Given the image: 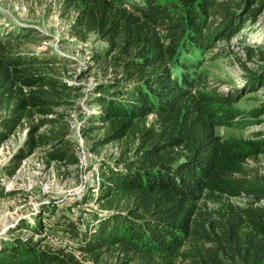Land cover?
<instances>
[{
  "label": "trees",
  "instance_id": "trees-1",
  "mask_svg": "<svg viewBox=\"0 0 264 264\" xmlns=\"http://www.w3.org/2000/svg\"><path fill=\"white\" fill-rule=\"evenodd\" d=\"M61 7L73 17L74 38L107 44L95 63L120 69L96 85V111L81 135L93 154L121 149L99 165L95 210L47 224L56 207L42 209L22 223L30 237L2 243L0 264H264V177L247 166L264 154V139L217 134L241 117L232 108L240 93L220 92L200 71L203 60L223 54L209 57L216 42L256 22L264 0H61ZM41 40L25 29L0 33V147L24 131L9 176L36 151L47 167L78 163L66 113L78 87L42 72L54 61L13 49ZM245 56L264 62V48ZM256 83L264 85V69L248 81ZM236 197L245 206L232 203ZM46 232L63 233L72 248L44 243Z\"/></svg>",
  "mask_w": 264,
  "mask_h": 264
},
{
  "label": "rangeland",
  "instance_id": "rangeland-1",
  "mask_svg": "<svg viewBox=\"0 0 264 264\" xmlns=\"http://www.w3.org/2000/svg\"><path fill=\"white\" fill-rule=\"evenodd\" d=\"M42 1L38 4L35 0H0V33L17 32L18 29L37 33L42 38L40 42L22 41L13 47L14 51L54 61L42 72L78 87L72 105L66 107L78 163L47 167L41 151H36L22 159L15 173L9 176L6 170L22 143L24 131H17L1 145L0 247L3 242L30 237L31 232L24 229L22 223H31L42 209L56 207L55 216L45 220L47 224L57 220L61 214L73 220L80 214L87 217V212L96 209L94 180L99 165L116 157L121 149L119 144H112L102 148L98 155L93 154L88 140L80 132L88 115L96 111L91 105L96 85L118 77L120 71L113 70L108 63L97 64L94 61V55L106 52L107 44L95 35H90L85 42L74 38L70 34L73 17L71 13L62 12L61 0ZM262 48L264 12L257 16L256 22L245 24L228 40L216 42L209 57L222 49L223 54L203 60L200 67L209 83L220 92L240 93L232 108L238 110L241 117L236 118L232 126L216 129L224 139L253 142L255 145L264 139V85L256 83L249 87L248 84L249 79L256 76L257 69H264V62L258 61L256 56L253 59L245 56L249 50ZM255 112H258L257 117H254ZM247 166L264 177V154L259 155L257 161L248 160ZM231 202L245 206L241 198H232ZM44 235V243L53 248H72L70 239L61 232H46Z\"/></svg>",
  "mask_w": 264,
  "mask_h": 264
}]
</instances>
